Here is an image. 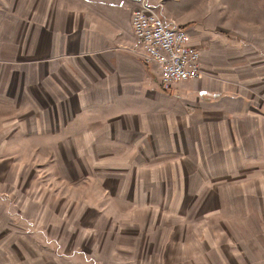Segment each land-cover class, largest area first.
<instances>
[{"label":"crops","instance_id":"1","mask_svg":"<svg viewBox=\"0 0 264 264\" xmlns=\"http://www.w3.org/2000/svg\"><path fill=\"white\" fill-rule=\"evenodd\" d=\"M138 2L0 0V46L32 61L19 65L28 81L18 85L19 117L45 116L51 120L35 132L65 134L57 162L67 181L82 183L83 198L99 199L93 210L103 219L113 208L129 211L115 218L116 240L134 247L137 262L186 264L189 254L202 260L205 247L211 264H264V230L260 221L252 227L248 207L253 199L259 213L264 195L252 198L245 180L264 156V44L187 27L201 75L164 91L134 40ZM6 63L3 101L16 74ZM187 199L191 214L207 213L211 203L210 221L193 239L185 236ZM63 229L70 227L61 236ZM81 261L103 264L94 255Z\"/></svg>","mask_w":264,"mask_h":264},{"label":"rangeland","instance_id":"2","mask_svg":"<svg viewBox=\"0 0 264 264\" xmlns=\"http://www.w3.org/2000/svg\"><path fill=\"white\" fill-rule=\"evenodd\" d=\"M149 2L161 7L164 18L169 17L172 19L171 22L182 25L185 29L200 28L199 31L218 32L232 40L264 44V0H149ZM8 50L12 49L0 46V264H84L81 258L88 255L101 259L103 264H161L157 257L155 261L144 262L139 258L137 262L130 255L134 247L121 245L119 239L116 240L117 234H120V223H116L115 218L123 214L126 216L129 211L122 212L113 208L111 217L105 220L93 210L99 199L83 198L82 183L66 180L67 168L61 167L57 162L58 152L65 154L66 151L56 149L57 142L65 140V134L35 132L38 126L48 123L51 119H46L45 116L38 119L33 112L27 117L22 115L19 117V114L24 112L17 107L18 85L28 82L27 76L25 78L19 76V65L22 62L25 63L22 66H25L32 61L27 59L22 61V58H18V53L14 50L9 53ZM4 61H13V65L16 66V74L10 77L12 79L10 86L14 87L10 91L12 98L11 100L8 98L7 101L2 100L3 88L6 86L3 82L6 79L7 65L10 64H4ZM174 85L164 91L172 90ZM10 92L5 91V94L8 95ZM260 152L264 154V150ZM262 157L263 159L257 161V166L252 162L251 176L245 178L252 180L247 185L252 198L264 195V181H259V175H264V156ZM247 167L248 165L244 168ZM85 168L89 170V167ZM203 183L211 185L210 181ZM223 185L219 183L220 190ZM91 191L94 194L93 190ZM190 200L183 201L188 210L185 223L187 239L198 237L201 225L210 221L207 205L210 206L211 203L204 206L207 213L191 214L193 200ZM258 201H261V206L259 204L257 207L260 209L259 213L254 212L256 204H253V199L248 205L253 212L251 224L254 227L260 221L258 225L264 230V197ZM81 202L90 204V208L82 206ZM95 224L97 226L101 224L107 227V230L98 227L91 230ZM67 225L70 229L66 231L63 229L65 236H61L62 227L66 228ZM52 226L56 227L55 235L61 236L62 241L52 239L54 234ZM153 232L155 237L159 233L157 230ZM162 234L160 233L159 237ZM259 237L264 238V231ZM73 249H76V252L72 254ZM81 250L85 252L79 253ZM202 250V260L196 255L189 254L188 260L187 258L185 260L186 264H211L210 252H206L205 247ZM142 255L140 248L139 257ZM70 257L72 259L69 262ZM126 258L129 260H125Z\"/></svg>","mask_w":264,"mask_h":264},{"label":"built area","instance_id":"3","mask_svg":"<svg viewBox=\"0 0 264 264\" xmlns=\"http://www.w3.org/2000/svg\"><path fill=\"white\" fill-rule=\"evenodd\" d=\"M130 24L140 55L145 64L158 69L163 90L199 77L200 52L190 45L189 34L182 25L165 20L161 7L139 0Z\"/></svg>","mask_w":264,"mask_h":264}]
</instances>
